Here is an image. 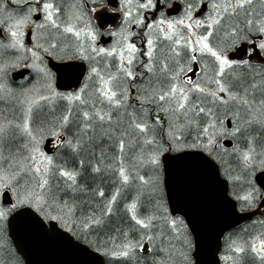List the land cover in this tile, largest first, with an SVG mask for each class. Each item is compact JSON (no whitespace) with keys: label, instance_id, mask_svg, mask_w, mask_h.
<instances>
[{"label":"snow or ice","instance_id":"obj_1","mask_svg":"<svg viewBox=\"0 0 264 264\" xmlns=\"http://www.w3.org/2000/svg\"><path fill=\"white\" fill-rule=\"evenodd\" d=\"M158 3L173 8L169 0H119L115 7L109 0H73L70 10L53 0H0V101L14 103L11 118L0 112V194L14 200L0 210V221L17 208H33L86 239L95 235L97 251L125 264H145L138 252L154 251L166 230L190 248L184 221L170 218L164 205L161 163L166 153L189 150L206 153L229 180L247 185L235 197L241 212L259 210L264 192L251 177L264 170V71L256 73L259 84L246 85L242 70L252 72L249 61L227 52L241 41L264 52V38L252 39L264 37V0L259 12L254 0H181L178 18ZM204 7L208 14L196 18ZM104 11L121 18L118 29H105L115 38L110 47L97 46L104 25L93 23ZM41 53L85 62L79 88L57 91ZM193 64L200 66L196 79L188 75ZM21 65L37 80L18 92L8 73ZM46 136L67 155L46 154ZM224 140L233 142L231 150ZM253 224L260 225L254 235L246 238L248 229H242L227 237L229 255L222 259L264 264V218ZM180 256L187 264V253Z\"/></svg>","mask_w":264,"mask_h":264},{"label":"water","instance_id":"obj_2","mask_svg":"<svg viewBox=\"0 0 264 264\" xmlns=\"http://www.w3.org/2000/svg\"><path fill=\"white\" fill-rule=\"evenodd\" d=\"M70 64L73 66L65 64L63 70L57 69V75L64 72L71 74L72 78L78 68L75 63ZM26 71L23 69L13 76H22ZM76 81L71 87L76 85ZM49 141L47 139L44 145L47 153L51 152ZM161 160L163 187L170 213L183 217L192 236L193 264H219L218 253L224 233L256 215L264 214V202L260 201L255 214L253 211L239 212L217 164L206 154L195 151L166 153ZM254 181L264 192V170L255 174ZM1 196L2 204L13 203L10 194ZM6 226L7 235L23 264H105L99 253L76 240L55 221L45 222L27 206L12 212Z\"/></svg>","mask_w":264,"mask_h":264},{"label":"flooded vegetation","instance_id":"obj_3","mask_svg":"<svg viewBox=\"0 0 264 264\" xmlns=\"http://www.w3.org/2000/svg\"><path fill=\"white\" fill-rule=\"evenodd\" d=\"M256 1L259 2V0H256ZM53 2L59 3L62 10L66 9V8L68 10H70L69 6L73 3V0H53ZM118 2H119V0H109V3L113 7L118 6ZM169 2L173 4V8H167L165 6H160L158 3L157 4L158 9L160 8V10L164 11L165 14L169 18H178L182 14V11H183V5L181 3V0H169ZM209 3H210V0H203V5H208ZM177 5H179V6H177ZM203 5H202V7H203ZM89 7H91L90 4H89ZM178 7H179V11H178ZM209 11H210V8L204 7L203 13H201V15L196 17V18L203 19L204 16H206ZM148 15L150 17L149 22H151L152 13H148ZM156 16H159V11H156ZM33 18L36 19L35 16ZM62 19H63V15H62ZM93 23L97 24L98 26L104 25V28L100 29L101 35L98 37L97 46L98 47L99 46L110 47L112 45V43L114 42L115 38L111 37L110 35L105 34V29L108 27L118 29V27L121 23L120 16L118 14H114V13L104 11V12L98 13V16L94 17ZM241 23H243V22L241 21ZM260 38H264V37H258L255 35L252 37V39L254 41H256L257 43H258V40ZM133 39H134V42L137 43L138 47H141V48L144 47L143 43H141V41L138 37L133 38ZM26 44L31 46L30 35H26ZM41 55L43 56L44 64L47 66L48 70L52 73L53 85H54V87H56L57 91L67 93V92H73L79 88V86L81 85V83L83 82V79H84V76L81 73L82 72L86 73V71H87V64L85 62L79 61V60H76V61L63 60V61H61V60L55 59L54 57L47 56L43 53H41ZM227 55L229 56L230 59H234V60L245 59V60L249 61V64L251 65V68H252V72H249V70L247 68L242 70L244 73L247 74L246 80H245L246 85L251 84L253 82H255L257 84L260 83L261 76L256 75V73L264 71V62H263L264 52H260V50L258 48L254 49L252 47V45L247 41H241L237 44L235 49L229 50L227 52ZM70 63H75L76 67L78 68V70H76V72L74 74H72V78H71V74L66 75L63 71H62L63 72L62 74L57 75V72H56L57 69L60 68L61 70H63L64 69L63 65L70 64ZM192 68H193V72L188 73V75L192 76L193 79H196L197 77L195 74L199 72L200 66L198 64H193ZM237 71H241V69H237ZM29 73L26 75V78H28L30 76ZM75 75H76L75 80H77L75 83L76 85L71 87V85L75 81V80H73ZM240 91L242 92V89H240ZM133 95H135L134 90H133ZM250 95H251V93H250ZM133 102H135V101H133ZM225 126L229 127V128L231 127V116H229V118L225 120ZM224 143H225V146L229 150L232 149L233 142L231 140H224ZM54 144H56V153H57V152H59V149L57 147V141H55ZM243 146H244V144H241V147H243ZM231 163L236 164L234 157L231 159ZM219 168H220V171H221V174L223 175V177L226 178L225 175L222 173L221 165H219ZM226 179L228 180L229 187H230V181L228 178H226ZM258 202H259V200L257 201V204H258ZM171 217L175 218L174 216H171ZM262 218H264V217H262ZM247 224H248V222H246L245 224H243L241 226H246ZM144 243L147 244V246L149 248V244H148L147 240L144 241ZM221 250H222V248H221ZM227 252H228V250L224 252V255ZM147 254L141 253V256L147 258ZM222 254H223V251H221V264H222ZM187 256H188L187 264H190L189 247L187 249ZM182 263L184 264L185 261H183ZM120 264H125V262L120 261Z\"/></svg>","mask_w":264,"mask_h":264},{"label":"rangeland","instance_id":"obj_4","mask_svg":"<svg viewBox=\"0 0 264 264\" xmlns=\"http://www.w3.org/2000/svg\"><path fill=\"white\" fill-rule=\"evenodd\" d=\"M254 6L256 7L257 12H259L260 11V7H259V2L258 1H256V0L254 1ZM36 80H37V74L34 72V75L26 82H21V83H17V84L13 85L10 82V80L8 79V83L13 89H15L16 91L19 92L22 88L31 87L36 82ZM16 82H19V81H16ZM255 96H256L257 99L260 98L259 90L255 93ZM13 111H14V103L13 102H11V101H8V102L0 101V112H3L4 115L9 116L11 118ZM241 144H244V146L241 147ZM240 147H241V149L246 148L247 147L246 142L241 141L240 142ZM59 150L60 151H59L58 155L57 154H54V155L53 154H48V155H51L54 158H58L59 156L67 155L66 149H59ZM60 153H62V155H60ZM235 166H236V164H233L234 168H235ZM221 168H222V173L225 175L226 178H228V176L225 173L224 168L223 167H221ZM259 170H261V169L257 168L255 170V173L257 171H259ZM238 171H239V169L237 168L236 171L232 172V175L233 176L236 175L238 173ZM254 174L251 177L252 180H253ZM229 181L231 182V193L234 196L243 195L244 192L247 190V185L242 184L240 182H235V181H232V180H229ZM253 184H254V182H253ZM239 185H241V188H239ZM0 198H1V194H0ZM162 198H163V201H164V195H162ZM10 208L11 207H8V206L7 207L2 206L1 203H0V210H6V209H10ZM168 216H170L169 212H168ZM59 224L61 225V223H59ZM3 225H5V220L0 221V264H17V262L19 264V259L16 256V253H15L10 241L8 240V237H7V234H6V231H5V228H4ZM252 225H254V224H252ZM255 225H257V227H259V228L257 230H251L252 233L249 232L248 234H246V238L248 237L249 234L254 235L257 231L260 230V225L259 224H255ZM119 226L121 228H123L124 224L120 223ZM246 227H248V226H245L244 228H246ZM248 228L252 229L251 227H248ZM112 231H114V228L110 230V232H112ZM236 233H239V232L236 231ZM79 235L80 236H84L83 234H79ZM103 235H105V234L102 232L101 233V237H103ZM186 235H187L188 239H190L189 233H188L187 230H186ZM133 236H134L135 239H139V234H133ZM87 239L93 245H96V243H95L96 236L95 235H90V236L87 237ZM145 241H146V239H145ZM161 241L163 243H161ZM160 247H164L166 249V251L164 253H161L159 251ZM149 248L150 249L153 248V245L149 244ZM187 249H188V247L184 244L183 236H181L179 239H177L175 237V234L171 233L170 230H166L165 236L162 237L161 240H157L155 242L154 251L148 252L147 258L145 259L146 260L145 264H153V260L160 261L161 259L166 260L167 264H183L182 262L184 260L180 256V253L182 251L187 253ZM190 251H191V247H190ZM138 255H141V253L138 252ZM107 257L109 258V261L113 262L112 264H120V260H114L110 256H107ZM228 262L229 261L224 260V264H231V261L229 263ZM248 264H252V261L248 260ZM257 264H258V262H257Z\"/></svg>","mask_w":264,"mask_h":264},{"label":"trees","instance_id":"obj_5","mask_svg":"<svg viewBox=\"0 0 264 264\" xmlns=\"http://www.w3.org/2000/svg\"><path fill=\"white\" fill-rule=\"evenodd\" d=\"M43 216V215H42ZM44 217V216H43ZM65 228V227H64ZM66 229V228H65ZM71 233H73L74 234V236H76V239H78V240H80V241H82V242H84V243H86V244H88L89 246H91L92 248H94V249H96L97 247V245H93L91 242H89L84 236H80L79 234L78 235H76V232L75 231H70ZM111 234L112 235H116V233H115V231H112L111 232ZM108 237H107V235H103V237H101V239H107ZM102 252V251H101Z\"/></svg>","mask_w":264,"mask_h":264},{"label":"bare ground","instance_id":"obj_6","mask_svg":"<svg viewBox=\"0 0 264 264\" xmlns=\"http://www.w3.org/2000/svg\"><path fill=\"white\" fill-rule=\"evenodd\" d=\"M189 151L199 152V153H201V154H203V155L205 156V153L202 152V151H198V150H189ZM232 165H233V164H232ZM239 188H241V185H239ZM249 227L252 228V229L248 228V230H249L250 233H252L251 230H257V229L259 228V227H257V225H251V226H249ZM234 236H235V235H234ZM245 236H246V234H245ZM112 263H113V262H112Z\"/></svg>","mask_w":264,"mask_h":264}]
</instances>
